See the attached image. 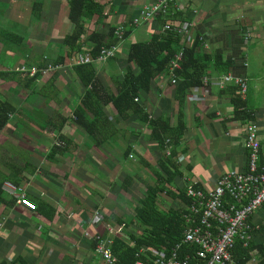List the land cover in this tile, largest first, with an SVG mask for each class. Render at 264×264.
I'll return each mask as SVG.
<instances>
[{
  "label": "crops",
  "instance_id": "0c3cea01",
  "mask_svg": "<svg viewBox=\"0 0 264 264\" xmlns=\"http://www.w3.org/2000/svg\"><path fill=\"white\" fill-rule=\"evenodd\" d=\"M36 1L43 3L40 18L32 12ZM156 1L98 0L105 6L104 18L87 20L90 30L106 32L114 27L116 31H132L128 39H119L115 58L97 66L98 76L110 90L113 81L122 78L130 39L144 42L160 32L157 18L137 27L131 25L142 8ZM178 3L192 23L190 32L182 36L183 46L192 47L198 38L199 53L209 54L213 61L202 85L185 99L187 131L178 151L187 153H179L177 158L183 175L176 179V187L196 184L208 191L226 173L248 169V127L252 123L259 129L260 163L264 164V0ZM68 12L67 0H0V99L17 107L8 128L0 134V180H5L3 191L8 202L14 200L0 205V262L12 263L21 256L29 264H105L85 233L102 235L108 226L116 230V223L105 226L102 221L94 226L93 215L100 212L105 220L114 214L128 223L127 216L134 212L130 209L135 201L133 191L139 184L134 178L142 186L153 184L149 166L160 172L158 160L169 151H161L150 139L148 126L132 117L129 120H133L134 129L130 128L129 120L119 119L112 106H106L104 112L119 132L106 143L97 145L75 123L74 111L82 103L84 88L73 70L80 54L68 59V48L63 44L74 30ZM5 32L23 36L26 42L9 44ZM218 56L233 64L229 73L216 67ZM59 57L66 58L64 65L40 76L30 89L21 72L16 77L10 75L22 66L39 69L46 60L52 64ZM169 72L159 75L140 99L153 118L164 116L176 125L180 110L175 99L177 81L171 82ZM6 73L9 75H3ZM228 75L247 80L246 96L235 83L220 84ZM48 82H53L51 88L57 93L38 94ZM58 140L62 150L47 158ZM127 150H131L128 158L123 156ZM132 161L141 163V169ZM87 165L96 170L89 171ZM127 178H132V185L125 191L122 184ZM7 183L24 191L36 204L42 199L54 207L58 214L54 221L22 207L6 191ZM141 199L135 202L137 206ZM163 199V205L169 207L170 203L179 204ZM72 216H79V226H69ZM251 225L254 244L264 246V206L253 216ZM253 255L252 264H259L260 256Z\"/></svg>",
  "mask_w": 264,
  "mask_h": 264
},
{
  "label": "trees",
  "instance_id": "16d2710c",
  "mask_svg": "<svg viewBox=\"0 0 264 264\" xmlns=\"http://www.w3.org/2000/svg\"><path fill=\"white\" fill-rule=\"evenodd\" d=\"M67 2L69 6L68 20L74 25L73 32L63 39V44L68 48V59L75 57L74 55L88 54L96 60L104 48L109 49L118 44L119 38L116 36L114 27L108 28L106 32L96 29L90 30L89 28L87 20L92 21L95 16H98L99 20L104 18L105 6L98 0H67ZM42 10L43 3L36 1L32 10L34 16L40 18ZM157 19L160 22L159 33L154 34L148 41H137L129 45L125 70L121 79L113 81V91L105 86L98 76L96 63L75 65L73 69L84 88L82 103L74 111V120L97 145L114 139L115 134L119 132L104 112L106 106H112L119 119L127 121L135 117L140 123L148 126L150 139L157 144L161 151L166 152V148L170 151V155L164 153L158 160L160 172H156L149 166L154 174V183L145 184L144 197L135 207L132 220L141 228L140 232L135 234L126 232L135 224L127 223L114 214L105 216V220L103 218L105 226L115 222L116 230L122 228V232L113 237L112 253L116 258L115 264H136L138 261L156 264L153 262L156 260V255L153 252L166 251L171 255L179 245H181L182 259L198 250L196 246L183 242L188 228L183 203L191 204L193 200L188 196L186 187L183 189L176 187V179L183 175L177 158L179 153H187L185 150L179 152L178 145L185 138L184 134L187 131L183 110L185 99L193 88L202 85L213 58L209 54L201 55L199 53L201 42L198 38L192 47L183 46V35L179 34L176 28L179 23L190 22L189 17L184 12L170 10L168 14H161ZM175 21L178 22L177 25ZM166 25H169L170 29L164 30ZM86 34L88 37L85 39ZM131 35V30L125 31L124 39H128ZM4 39L5 42L16 46L26 42L25 37L13 32H5ZM181 51L183 52L180 63L181 69L176 70L173 76L170 75L171 82L177 81L175 99L180 108L177 124L174 125L170 118L164 116L153 118L148 114L140 102V97L143 92L148 93L151 90L152 82L159 75L170 71L171 63ZM65 60V57H59L52 65L61 67ZM49 64L46 60L45 65L39 68L35 76L22 73L23 81L27 82L29 89L43 75L42 70L47 68ZM232 66L231 62H225L221 56L217 57L216 67L219 70L229 73ZM11 73L10 75L14 77L20 75L18 71ZM51 84L50 82L46 83L38 94L46 96L50 94V90L56 94L57 91L51 88ZM31 91L34 92V88ZM16 112L17 107L14 104L0 99V134L8 128L11 117ZM61 150L60 144L54 145L47 158L58 154ZM130 154L131 150H127L123 156L128 158ZM261 165L264 166L263 161ZM126 180L127 185H129L132 178ZM4 182L5 180H0V205L14 202L13 199L8 202L3 191ZM196 188L203 189L200 185H197ZM163 198L181 204L179 207L164 210L161 207ZM36 202L38 208L32 212L39 213L53 222L58 215L57 210L42 199ZM106 233L107 229L102 236L105 237ZM93 245L96 248L95 241H93ZM254 253L260 256L259 264H264V246L252 242L251 246L246 247L243 241L237 242L234 256L241 264H252ZM0 264L29 263L19 256L12 263L1 261Z\"/></svg>",
  "mask_w": 264,
  "mask_h": 264
},
{
  "label": "built area",
  "instance_id": "2783aa9c",
  "mask_svg": "<svg viewBox=\"0 0 264 264\" xmlns=\"http://www.w3.org/2000/svg\"><path fill=\"white\" fill-rule=\"evenodd\" d=\"M181 11L182 5L178 0H157L154 4L144 7L139 15L132 21L137 27L156 19L161 14H168L172 9ZM192 23L184 22L178 25L177 32L183 36L190 32ZM170 29L169 25L164 30ZM124 29L119 28L116 36L123 41ZM120 44V43H119ZM119 44L112 48H104L100 56L94 60L88 54H80L76 65L90 63H106L114 58L118 52ZM183 52H180L170 65L171 76L180 68ZM60 67L49 64L42 70L43 75L58 70ZM39 69L22 66L17 69L21 73L35 76ZM235 83L241 88L243 96L248 94L249 84L245 78L233 75L225 76L220 84ZM248 148L250 150L249 166L246 171H231L222 176L213 190L196 188V184L187 187L188 196L193 200L191 204H184L185 218L188 228L185 233L184 244L196 246L198 250L181 258V245L171 255L166 251L155 253L156 264H241L235 259L234 250L237 242L243 241L245 246L253 242L254 228L251 225L253 216L264 206V166L260 163L261 143L259 129L255 123L248 127ZM167 155L170 152L167 151ZM6 191L18 199V203L30 212L36 211L38 205L13 184L7 183ZM179 204H181L179 202ZM180 206V205H179ZM178 206V207H179ZM103 217L100 212H95L92 218L94 226L101 225ZM108 235L85 236L96 242V253L105 264H115L116 258L112 253L113 236L120 234L122 228L113 230L107 227ZM193 256V257H192ZM136 264H148L138 261Z\"/></svg>",
  "mask_w": 264,
  "mask_h": 264
},
{
  "label": "rangeland",
  "instance_id": "374dc122",
  "mask_svg": "<svg viewBox=\"0 0 264 264\" xmlns=\"http://www.w3.org/2000/svg\"><path fill=\"white\" fill-rule=\"evenodd\" d=\"M133 41H135V40H133V39H130V41H129V44H131ZM129 44H127L128 46H129ZM127 46V47H128ZM108 62V61H107ZM96 65L97 66H100V65H102L101 63H96ZM124 65V64H123ZM97 69H98V67H97ZM52 72H50V74H51ZM121 76V75H120ZM140 102H141V99H140ZM135 118V117H134ZM135 120H137L136 118H135ZM129 122V126H131L130 128H132L133 126H132V122H133V120L131 119V120H129L128 121ZM128 122H126V123H128ZM139 122V121H138ZM26 125L27 126H29V123L26 121ZM133 129H134V127H133ZM23 131H25V130H23ZM87 138H89L90 139V137H88L87 136ZM141 140V139H140ZM61 141H59L58 140V144L60 143ZM133 162V161H132ZM134 164H136L139 168H140V166H141V163H139V162H133ZM87 167H88V170L89 171H95L96 169H94L93 167H91V166H89V165H87ZM141 169V168H140ZM139 170V169H138ZM140 171V170H139ZM139 175H140V173H138ZM134 180L136 181H138L139 182V184L137 185V187H136V189L133 191V193H134V195H135V201L133 202V205L131 206V208L130 209H135V207L137 206L136 204H135V202H137V200L139 199V198H143V196H144V194H145V190H144V186H142L141 185V183H140V180H138L137 178H134ZM127 181V180H126ZM126 181H125V183L124 184H122L123 185V187H122V189L123 190H127L128 188H129V186L130 185H132V182L129 184V185H127V183H126ZM124 191V192H125ZM22 192H24V191H22ZM16 198V197H15ZM137 198V199H136ZM17 199V198H16ZM18 200V199H17ZM178 207L179 206V204H177V203H170V207L169 206H166V205H163L162 206V208L164 209V210H169L171 207ZM92 213H94V211L92 212ZM93 215V214H92ZM87 217V216H86ZM128 217V222H130V219L131 220H133V218H134V212L133 213H129V215L127 216ZM91 218V217H90ZM71 219L72 220H68L70 223H69V226H79L78 224L80 223V220H79V216H77V217H75V216H72L71 217ZM88 219V218H87ZM74 220V221H73ZM89 222H90V220L88 221V226H89ZM132 224V223H131ZM133 224H135L136 225V223L134 222ZM98 226H100V225H98ZM114 227L116 228V226L114 225ZM140 230H141V228H139V226L138 225H136V226H131L130 228H129V230L127 231L128 233H133V234H135L136 232H140ZM92 236V235H91Z\"/></svg>",
  "mask_w": 264,
  "mask_h": 264
}]
</instances>
